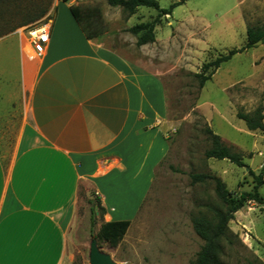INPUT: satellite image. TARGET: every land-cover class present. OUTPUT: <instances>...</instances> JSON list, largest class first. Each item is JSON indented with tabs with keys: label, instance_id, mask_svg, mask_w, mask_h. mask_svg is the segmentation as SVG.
I'll list each match as a JSON object with an SVG mask.
<instances>
[{
	"label": "rangeland",
	"instance_id": "1",
	"mask_svg": "<svg viewBox=\"0 0 264 264\" xmlns=\"http://www.w3.org/2000/svg\"><path fill=\"white\" fill-rule=\"evenodd\" d=\"M168 9L180 0H157ZM76 9L78 26L90 40L121 52L159 81L148 90L165 101V139L168 150L154 169L151 185L147 175L139 183L118 182L129 201L139 204L136 214L130 207L129 228L116 248L96 239L105 221L91 208L101 205L92 187L78 192L74 223L69 232L70 264H88L89 244L96 240L101 252L115 264H193L203 241L193 227L196 218L212 217V208L225 211V203L214 193L212 183L191 185L188 175L209 174L219 178L230 197L239 200L255 186L254 176L264 171V134L248 131L237 114L262 110L264 122V44L254 45L221 64L199 87L194 76L202 67L246 42V30L264 26V0H186L170 15L158 18L155 41L135 46L136 37L126 29L157 18L153 9L139 7L129 18L121 8L103 14L105 0H0V39L17 41L42 24H54L58 41H74L76 22L69 8ZM11 54H17L13 43ZM157 87V85H156ZM156 91V92H155ZM210 129L244 167L228 161L206 159ZM258 188L262 204L247 200L228 223L223 242L222 264H264V181ZM150 186V187H149ZM149 189V190H148ZM136 199V201H135Z\"/></svg>",
	"mask_w": 264,
	"mask_h": 264
},
{
	"label": "crops",
	"instance_id": "2",
	"mask_svg": "<svg viewBox=\"0 0 264 264\" xmlns=\"http://www.w3.org/2000/svg\"><path fill=\"white\" fill-rule=\"evenodd\" d=\"M76 25L62 42L51 24L41 57L0 39V264H70L80 187L95 190L104 223L131 222L148 191L136 205L118 182L151 185L168 150L165 101L148 90L160 84L146 79L157 77Z\"/></svg>",
	"mask_w": 264,
	"mask_h": 264
},
{
	"label": "trees",
	"instance_id": "3",
	"mask_svg": "<svg viewBox=\"0 0 264 264\" xmlns=\"http://www.w3.org/2000/svg\"><path fill=\"white\" fill-rule=\"evenodd\" d=\"M66 2L67 0H59ZM109 7L121 8L130 18L135 10L139 7L153 9L157 12V18L148 23H140L126 29V32L136 37L135 46L137 48L147 44L154 43V29L158 25V18L170 15L171 11L182 4L186 0H180L173 3L168 9L160 8L157 0H105ZM69 12L78 24V17L74 7L69 8ZM83 31V30H82ZM87 39H90L87 37ZM261 42L264 44V26L258 28H248L246 30V42L239 49L229 50L225 55H221L212 62L204 65L199 74L194 76L199 80V87H202L207 82L212 74L220 67L221 64L228 62L234 55L241 53L254 46L255 43ZM237 118L245 124L248 131H259L264 134V122L261 109H256L252 114H237ZM205 133L210 142V147L204 152L206 159H213L217 161H228L238 167H244L242 159L238 154L232 153L230 149L222 142L221 138L214 134L210 129H206ZM254 176L255 186L250 193H244L239 200H235L229 196L223 182L209 174L192 173L189 174L191 185L203 184L210 182L213 185L215 195L225 203V211L218 208H212V217H200L193 221V227L197 236L203 241L196 254L193 264H222L221 255L223 251V242L227 238L228 223L233 219L234 213L240 210L247 200H253L262 204V199L258 194V188L263 184L262 175ZM91 215L94 217L98 211L105 213L104 208L100 205L97 210L91 208ZM130 225V221H112L102 223L96 234V239L100 242L106 243L110 248H116L126 234Z\"/></svg>",
	"mask_w": 264,
	"mask_h": 264
},
{
	"label": "built area",
	"instance_id": "4",
	"mask_svg": "<svg viewBox=\"0 0 264 264\" xmlns=\"http://www.w3.org/2000/svg\"><path fill=\"white\" fill-rule=\"evenodd\" d=\"M51 24L42 23L31 30L23 34L27 47L31 50L32 54L37 57H41L49 43ZM259 156L263 158L262 164L264 165V152L259 153ZM264 181V174L262 175Z\"/></svg>",
	"mask_w": 264,
	"mask_h": 264
},
{
	"label": "water",
	"instance_id": "5",
	"mask_svg": "<svg viewBox=\"0 0 264 264\" xmlns=\"http://www.w3.org/2000/svg\"><path fill=\"white\" fill-rule=\"evenodd\" d=\"M261 42H257L254 45H259ZM88 264H115L111 257L100 251L97 246L96 240H92L89 244V251H88Z\"/></svg>",
	"mask_w": 264,
	"mask_h": 264
}]
</instances>
